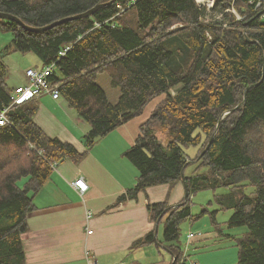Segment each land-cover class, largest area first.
Wrapping results in <instances>:
<instances>
[{"label": "trees", "instance_id": "16d2710c", "mask_svg": "<svg viewBox=\"0 0 264 264\" xmlns=\"http://www.w3.org/2000/svg\"><path fill=\"white\" fill-rule=\"evenodd\" d=\"M93 8L41 31L0 17V30L12 35L3 52L31 51L42 67L53 64L51 82L89 124L83 151L47 134L35 120L40 95L11 105L16 85L6 81L0 55L6 120L0 125V264H25L27 215L53 166L80 162L100 137L146 110L124 152L138 170L136 181L110 208L148 187L181 181L182 171L187 196L173 207L167 200L148 203L153 225L160 217L162 239L153 226L130 248L155 243L172 256L167 264L173 258L186 264L179 236L180 223L193 218L191 195L224 186L226 192L213 196L212 223L220 230L214 213L231 210L227 226L246 227L241 236L230 235L238 248L234 264H264V0H213L209 8L196 0H0V11L31 27ZM102 72L119 88L115 102L96 83ZM188 145L198 146L194 159L202 153L195 161L205 172L184 174L182 146Z\"/></svg>", "mask_w": 264, "mask_h": 264}, {"label": "crops", "instance_id": "0c3cea01", "mask_svg": "<svg viewBox=\"0 0 264 264\" xmlns=\"http://www.w3.org/2000/svg\"><path fill=\"white\" fill-rule=\"evenodd\" d=\"M37 100L35 120L44 131L83 151L82 136L89 124L61 97L52 99L43 94ZM147 114L146 110L100 137L80 162L65 159L53 166L49 178L33 194L35 207L27 215L28 230L22 234L25 264H87V254L97 264H167L172 259L162 248L167 259L155 260L151 249L143 250L152 244L137 249L130 246L155 227L148 203L167 198L171 207L185 198L181 181L148 187L136 198L110 208L136 181L138 170L124 152L134 142ZM78 177L87 184L83 193L72 184ZM141 255L146 258L141 259ZM221 259L197 264L232 263Z\"/></svg>", "mask_w": 264, "mask_h": 264}, {"label": "rangeland", "instance_id": "374dc122", "mask_svg": "<svg viewBox=\"0 0 264 264\" xmlns=\"http://www.w3.org/2000/svg\"><path fill=\"white\" fill-rule=\"evenodd\" d=\"M11 38L12 35L10 31L0 30V55H2V60L7 69L6 81L9 84H25L27 82L25 76L26 69L29 67L35 68L34 64H37V66L41 68L42 63L38 56L31 51H10L4 53L3 49L9 44ZM96 83L105 91L110 102H115L117 100L120 93L119 88L111 85L110 77L106 72L99 73L96 76ZM157 136L160 140L165 141L164 135L157 133ZM182 151L188 157V163L185 167L186 175H190L194 169L200 173L205 172L206 167H199L195 161L196 159H194L197 155L198 146H182ZM227 190L228 189L224 186H219L216 188L199 190L191 195L190 210L193 218L180 223L179 236V244L184 249L188 233L195 234V237L188 243L186 264H190L192 261H196V263H202L204 261L211 262L216 259L222 260L221 258L231 260L232 263L230 264L236 262L238 248L236 246V240L233 237L241 236L246 230V227L227 226L226 221L232 212L231 210H218L214 213L215 221L220 230L216 229V225L212 223L210 217V212L217 209L213 198L214 194L223 193ZM162 226V223H160L157 229V238L159 240L162 239ZM230 235L233 237H230ZM148 249H151L155 254V260L167 259V254L161 246L154 243L151 247L143 248V250ZM139 252L138 250L137 253ZM145 258L146 255H141V259Z\"/></svg>", "mask_w": 264, "mask_h": 264}, {"label": "built area", "instance_id": "2783aa9c", "mask_svg": "<svg viewBox=\"0 0 264 264\" xmlns=\"http://www.w3.org/2000/svg\"><path fill=\"white\" fill-rule=\"evenodd\" d=\"M196 2L199 6H205L207 8L211 7L213 4V0H196ZM64 51L65 49L60 51L59 54L63 55ZM53 68V64L45 65L41 68H27L25 71L27 82L25 84H19L14 87L13 93L11 95V105L19 104L22 101L37 97L41 94H48L52 99L59 98L60 93L58 91L57 85L53 84L49 78L53 71ZM4 123H6V120L2 112L0 114V125H3ZM72 184L80 193H83L87 188V184L84 182L82 177H78L77 179H75ZM194 236L195 234L188 233L186 246L184 248V255L185 252H187L188 243ZM87 264H97L95 259H93V257H91L89 254H87ZM191 264L197 263L192 262Z\"/></svg>", "mask_w": 264, "mask_h": 264}, {"label": "water", "instance_id": "95a60500", "mask_svg": "<svg viewBox=\"0 0 264 264\" xmlns=\"http://www.w3.org/2000/svg\"><path fill=\"white\" fill-rule=\"evenodd\" d=\"M110 1L112 2V1H114V0H110ZM94 9H95V8L90 9V10H88V11L82 13V14L76 15V16H72V17H67V18H63V19H60V20H56V21H54V22H52V23H50V24H48V25L42 26V27H31V26H27V25L24 24L20 19H18V17L14 16V15H12V14H10V13H6V12H2V11H0V17H2V18H7V19H10V20H14V21H16L18 24H20L21 26H23L25 29H28V30H31V31H41V30H45V29H47V28H50V27H52V26H54V25H56V24H58V23H60V22H62V21H65V20H67V19H70V18H76V17H80V16L90 15V14L93 12ZM249 86H250V85H249ZM249 86H248V87H249ZM248 87H247V88H248ZM244 98H245V95H244ZM243 102H244V99H243ZM243 102H242V103H243ZM240 105H241V104L237 105L235 108L239 107ZM231 110H232V109H231ZM211 138H212V137H211ZM211 138H210V140H211ZM209 142H210V141H209ZM209 142L207 143L205 149L208 147ZM205 149H204V150H205ZM201 154H202V153H201ZM201 154H200V155H201ZM200 155L196 158V160L199 159ZM181 181H182V183H183V185H184V187H185V190H186V185H185V181H184V178H183V171L181 172ZM184 196H185V198H186V196H187V191L185 192V195H184ZM176 205H177V204H176ZM176 205H174V206H176ZM171 207H173V206H171ZM159 220H160V217L157 219V221H156V223H155V227H154V235H155V238H156V234H157V229H158V223H159ZM174 261H175V258H173L172 264L174 263Z\"/></svg>", "mask_w": 264, "mask_h": 264}, {"label": "bare ground", "instance_id": "6f19581e", "mask_svg": "<svg viewBox=\"0 0 264 264\" xmlns=\"http://www.w3.org/2000/svg\"><path fill=\"white\" fill-rule=\"evenodd\" d=\"M178 29V28H177ZM22 104V103H21Z\"/></svg>", "mask_w": 264, "mask_h": 264}]
</instances>
